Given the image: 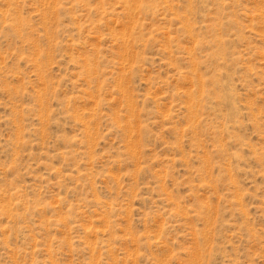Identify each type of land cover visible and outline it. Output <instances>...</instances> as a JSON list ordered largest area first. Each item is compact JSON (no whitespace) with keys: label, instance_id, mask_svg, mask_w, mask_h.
<instances>
[{"label":"rangeland","instance_id":"rangeland-1","mask_svg":"<svg viewBox=\"0 0 264 264\" xmlns=\"http://www.w3.org/2000/svg\"><path fill=\"white\" fill-rule=\"evenodd\" d=\"M0 264H264V0H0Z\"/></svg>","mask_w":264,"mask_h":264}]
</instances>
